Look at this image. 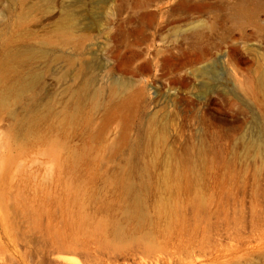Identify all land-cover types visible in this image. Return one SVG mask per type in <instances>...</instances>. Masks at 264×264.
Segmentation results:
<instances>
[{
    "label": "rangeland",
    "instance_id": "rangeland-1",
    "mask_svg": "<svg viewBox=\"0 0 264 264\" xmlns=\"http://www.w3.org/2000/svg\"><path fill=\"white\" fill-rule=\"evenodd\" d=\"M0 17V264H264V0Z\"/></svg>",
    "mask_w": 264,
    "mask_h": 264
},
{
    "label": "bare ground",
    "instance_id": "bare-ground-1",
    "mask_svg": "<svg viewBox=\"0 0 264 264\" xmlns=\"http://www.w3.org/2000/svg\"><path fill=\"white\" fill-rule=\"evenodd\" d=\"M12 20L5 17H0V57H4L7 62H13L11 49L18 44L13 39Z\"/></svg>",
    "mask_w": 264,
    "mask_h": 264
}]
</instances>
